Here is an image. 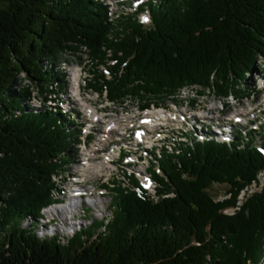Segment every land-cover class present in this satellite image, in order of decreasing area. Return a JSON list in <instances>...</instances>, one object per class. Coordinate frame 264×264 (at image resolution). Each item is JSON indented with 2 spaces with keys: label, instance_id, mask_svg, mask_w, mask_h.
I'll list each match as a JSON object with an SVG mask.
<instances>
[{
  "label": "trees",
  "instance_id": "obj_1",
  "mask_svg": "<svg viewBox=\"0 0 264 264\" xmlns=\"http://www.w3.org/2000/svg\"><path fill=\"white\" fill-rule=\"evenodd\" d=\"M104 5L0 0V264H259L264 189L236 213L220 212L264 168V132L258 146L237 128L229 137L199 136L194 125L182 133L179 152L157 160V199L133 180L137 190L116 188L107 221L64 241L57 232L38 234L51 228L39 225L43 208L62 200L54 178L74 160L79 129L70 115L32 107L23 79L46 102L56 92L50 87L62 85L58 60L85 47L111 64V79H103L110 100L147 102L177 99L185 88L240 90L264 62V0L150 2L149 26L138 14L110 22ZM213 183L228 185L229 199L214 201Z\"/></svg>",
  "mask_w": 264,
  "mask_h": 264
},
{
  "label": "rangeland",
  "instance_id": "obj_2",
  "mask_svg": "<svg viewBox=\"0 0 264 264\" xmlns=\"http://www.w3.org/2000/svg\"><path fill=\"white\" fill-rule=\"evenodd\" d=\"M149 25H151V22L145 24V26ZM81 49L82 50H79L80 52H78L79 54L69 53L66 54L61 60H58L57 67L60 70L55 71H58L57 75L59 76V79H61L60 84L62 85H54L50 87V89L59 92L58 97L60 96L64 98L69 96L68 89L70 93L73 92L69 85L73 86L74 84L70 75L72 69L74 67L81 68L82 72L79 85L82 97L86 98L88 103L97 108V114L102 113V116H106L108 118L129 116L130 119L127 123V126L129 125L132 131L129 133V135L127 134L125 136H120L115 133V137H111V142L108 144L103 143V146L100 145L101 149L99 151H95L94 153L93 150L88 153H86L85 150H88L89 147L94 148L98 144L97 141L101 136L95 133L93 130V132L91 131L92 133H89V131L86 130L87 133L83 135H87L84 137V140L86 141L83 143L79 137L80 134L78 135V140L72 149L74 160L72 163L65 164L63 166L66 167L65 171L58 174L55 173L57 174L54 178L56 185L58 189H63V192L60 191V193L63 194L61 195L63 199L59 202L51 203L42 210V218L39 219V225L44 222L49 224L51 228H49L47 231L38 230V234L40 236H44L45 234L48 235L47 232H57L59 235H62V239L64 241V237H69L72 232L78 231L81 226L86 227V225L93 223V220L100 221L103 219L107 221L112 212L110 204L111 199L113 198L112 195L116 192V188L120 187L127 190H137V186L132 182L133 180L137 182L139 187V180H141L142 183L145 181L148 184L156 183V191L157 188L161 187L159 182L155 180L152 174L155 173L163 177V174L158 166L159 162H157V160L163 151H168L165 150L163 143H160L162 140H158L156 142L153 141L152 149H150L148 143H145V146H137V136H135V131L138 129L136 127H142V120H140V117L142 114L145 115L146 112L153 111L154 106L165 108L172 107L174 104H182V106H184L189 101V103L204 106L203 111L205 112V115L208 117H214V119H219L221 117L222 113L220 111L226 109L225 105L229 106V111L226 110L227 113L225 114L224 118H227V116L233 112L238 113L242 112L243 110H247L248 119L254 121L252 126L257 127L260 124L258 131H250L252 135H248V139L253 140V144L258 146L260 145L261 138L259 135L263 134L264 132L263 60L257 63V70L252 75L247 77L244 84L241 85L242 88L240 90H228L226 94H219L215 89L212 88H202V94H197L196 89H199L200 87H194L193 89L185 88L181 90L179 98L173 100L144 98L147 101L144 102L139 97L130 95L122 96L116 100H110L108 98V91L106 89L104 80L111 79L110 73L107 70V65L111 64L100 63L98 57L92 56L89 52H87L85 47ZM96 79L98 80L99 84H101L99 89H96L92 86V84L97 81ZM21 84L24 86L27 85V87H29L30 90H28L32 91L31 97L34 95V98L30 97L32 101H30L29 104L32 107L38 108L42 101L40 95L27 80L23 79ZM63 86H66L67 88H64ZM77 107L79 108V106ZM200 109L202 110V108ZM50 110L54 111V109ZM68 115H71V113ZM135 117H138L139 122L134 124ZM228 118H230V116ZM81 122L79 124H81ZM242 125H244V121H242ZM80 126L82 127L83 125ZM95 126L98 130H100L104 127V124L97 123ZM246 128L252 129L251 125L249 124H247ZM118 130H120L119 127ZM147 133H150V135L154 136L157 134L154 129H147ZM142 134L144 136L143 131ZM112 147L118 150L114 151V158H112L113 160H111L110 163H107V161L104 159L108 158L107 155L109 154V151L112 149ZM145 152H148V154L150 153L152 157H147L148 154L146 155ZM83 153H86L84 154V157L85 155L92 156L91 159L89 161L85 160ZM139 156L140 158H138ZM86 164H91L89 166V171L81 172L79 169L87 166ZM259 171L256 173L254 179V181L257 180V183L253 182V185H246L241 190H239L234 201V205L226 206L222 209V211H220L221 213L229 215L236 213L251 195L260 193L264 189V179H260L258 181L257 176ZM262 174L263 173L260 175ZM71 177L80 178V180L83 182V187L85 188L84 191L91 193V199L87 198L86 200H73L74 198L71 199L68 197V189L75 188V186L71 184V182L74 181L71 179ZM141 189L144 190L145 195H148L149 186H145ZM227 190L228 185L213 183L207 188V193L213 198L214 201H222L225 198L229 199L227 197L231 196ZM152 191L153 189L150 188L149 192L152 193ZM72 194H70V196H72ZM52 195L55 196L56 194L52 192ZM68 198L69 202L66 203ZM95 203L98 206H94ZM236 206L238 207L237 209L235 208ZM30 221V219L25 220L24 224L26 225L30 223ZM259 264H264V257Z\"/></svg>",
  "mask_w": 264,
  "mask_h": 264
},
{
  "label": "bare ground",
  "instance_id": "obj_3",
  "mask_svg": "<svg viewBox=\"0 0 264 264\" xmlns=\"http://www.w3.org/2000/svg\"><path fill=\"white\" fill-rule=\"evenodd\" d=\"M100 1H102L105 4L104 6L106 7L107 14H108V20L110 22H115L119 20L120 18H122L120 16H123V15L130 14L129 16H123V17H132V16L135 17L138 14L140 23L145 25L146 22L151 21L149 9L147 8V6H145V4L146 3L149 4L150 2L156 3L157 1H160V0H100ZM142 7H144L145 9H141ZM81 72H82L81 68L74 67L72 69V72L70 75H71V78L74 84L73 86L69 85L70 89L73 91L70 93L68 89L69 96L64 97V98L60 96L58 97L59 92L57 93L55 92L50 96V98L46 102L40 96L42 98L40 106L47 104V106L50 109H54V111L55 110L60 111L61 113L65 115H68L71 113L72 117L76 118L77 128L79 127L81 131L79 137L83 141V143L86 141L84 140V137H86L87 135L83 136L84 134L87 133L86 130H88L89 133H92L93 131H95V133L99 134L101 137L97 141L98 144L94 148L93 147L88 148L89 149L88 152L93 150V153H94L95 151H99L101 149L100 145L103 146V143L108 144L109 142H111V137L113 136L115 137V133L120 136H125L127 134L129 135L132 129L129 127V125L127 126V123L130 119L129 116L108 118L106 116H102V113L97 114L98 113L97 108L94 107L92 104L88 103V100L82 97L81 95V89L79 85V81L81 78ZM77 106H79L80 109ZM151 106H154V105H151ZM157 107H160V106H157ZM157 107L154 106V109ZM203 107L204 106H201L199 104L189 103L188 101L184 106H182V104L180 105L174 104L172 107H167L165 111L163 112L151 111V112H146L145 115L142 114V116L140 117L141 118L140 120H142V123H141L142 127L140 126L136 127L138 128L137 129L138 132L135 131L136 133L135 136H137V139H136L137 146H145V143H148L150 149H152L153 141L156 142L158 140H162L161 142L160 141L159 142L163 143L166 151L178 153L179 152L178 147L181 146L180 143L186 141V139H184V136H181V134L191 129L193 125L195 126L196 133L199 136H205L207 131H209L211 134L214 133L215 135H219V136L224 132V135L222 137L224 136L229 137L231 136V132L233 131L232 130L233 128L242 130V134L243 136H245V134L247 135V133H249L250 131L255 132L256 130L257 131L259 130L258 127L260 124L257 127L252 126L254 121L248 119L247 110H243L242 112H238V113L233 112L230 115H228L227 118L226 117L224 118L227 111H229V106L225 105L226 109L220 111L222 113L221 117L219 119H214V117H208L205 115V112L203 111L204 110ZM200 108H202V110ZM229 116L230 118H228ZM208 119H211V120H208ZM242 121H244V125H242ZM80 122L81 124H79ZM137 122H139V119L138 117H135L134 124ZM97 123L104 124V127L98 130L97 127L95 126ZM247 124L251 125L252 129L246 128ZM80 125H83V126L81 127ZM118 127L120 128L121 131L118 130ZM147 129H154L157 132V134L155 136L150 135V133L149 134L147 133ZM142 131L144 132V136L142 134ZM149 132H152V131H149ZM115 150H118V149L112 147V149L109 151V154L107 155L109 159L108 158L104 159L107 161V163H110V161L113 160L112 158H114L113 153ZM86 153H83V157H84V154ZM163 153L159 155L158 159L162 156ZM145 154L147 155L148 152H145ZM149 154L147 157H152L151 154L150 155ZM91 157L92 156L90 155H85L84 159L89 161ZM138 158H140V156ZM86 165L87 166L82 167L79 170L81 172L89 171V168H90L89 166L91 164H86ZM77 179L80 180V178L78 177ZM139 181H140L139 184L143 185L142 181L141 180ZM78 182L81 183L79 187L85 190V188L83 187L84 185L82 184L83 182L81 180ZM70 190L71 189H68L67 192H70ZM71 192H75V191L73 190ZM87 193L89 195L87 196V198L91 199L90 198L91 193L89 192ZM78 195L80 194L73 193L72 196H70V193H69L68 197L71 199L74 198L73 200H77V199H80L76 197ZM69 198L66 201V203L69 202ZM94 206H98V205L95 203Z\"/></svg>",
  "mask_w": 264,
  "mask_h": 264
},
{
  "label": "built area",
  "instance_id": "obj_4",
  "mask_svg": "<svg viewBox=\"0 0 264 264\" xmlns=\"http://www.w3.org/2000/svg\"><path fill=\"white\" fill-rule=\"evenodd\" d=\"M149 22H151V21H148V22H146L145 24H147V23H149ZM72 82V81H71ZM165 109L166 108H163V107H157V108H155L154 110H153V112H163V111H165ZM89 150V149H88ZM88 150H86V152H88ZM261 173H263L262 175H260ZM264 169H262V170H260L259 171V174H258V181L260 180V179H264ZM253 182H256L257 183V180L256 181H252L251 182V184L253 185ZM251 185V186H252ZM147 186H149V189H148V196H150L151 198H153V199H157V196H156V194H155V192H156V183H150V184H148ZM150 188H152L153 189V191H152V193H150L149 192V190H150ZM164 196H167V195H164ZM241 198V197H240ZM236 209L238 208L237 206L235 207Z\"/></svg>",
  "mask_w": 264,
  "mask_h": 264
},
{
  "label": "snow or ice",
  "instance_id": "obj_5",
  "mask_svg": "<svg viewBox=\"0 0 264 264\" xmlns=\"http://www.w3.org/2000/svg\"><path fill=\"white\" fill-rule=\"evenodd\" d=\"M145 19H147V18H145Z\"/></svg>",
  "mask_w": 264,
  "mask_h": 264
}]
</instances>
